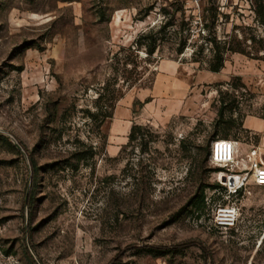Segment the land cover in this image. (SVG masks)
<instances>
[{"label": "rangeland", "instance_id": "1", "mask_svg": "<svg viewBox=\"0 0 264 264\" xmlns=\"http://www.w3.org/2000/svg\"><path fill=\"white\" fill-rule=\"evenodd\" d=\"M260 3L0 0V264H264V185L222 176L248 170L254 148L264 161L246 123L264 121V51L251 39L264 38ZM214 14L218 37L251 52L228 53L218 72L192 61ZM169 22L183 33L163 34L153 55L137 50ZM114 79L121 96L103 120L98 98ZM220 91L231 128L215 125ZM133 124L154 141L126 145ZM227 132L241 160L231 172L208 153ZM203 159V179L221 186L185 208Z\"/></svg>", "mask_w": 264, "mask_h": 264}, {"label": "trees", "instance_id": "2", "mask_svg": "<svg viewBox=\"0 0 264 264\" xmlns=\"http://www.w3.org/2000/svg\"><path fill=\"white\" fill-rule=\"evenodd\" d=\"M256 14L258 17V21L264 26V4L261 3L259 4L258 9L256 10ZM217 20H218L217 14H214L213 18L211 19V25L208 24L203 25L201 31L203 32L207 31L206 36L203 37L205 41L200 45V50L195 51L192 56L193 62L206 63L207 68L213 72H218L224 66L226 55L228 53L239 52V53L251 54V52L248 51L245 46H243V42L235 37L231 39H220L217 34V26H216ZM175 26L176 25L174 23L169 22V23H164L162 26H160L159 30H157L156 32L153 29L149 30L147 33L141 36L140 38L141 40L136 41L137 50L141 48H146L147 54L153 55L157 50V47L159 46V42L163 40L162 39L163 34L171 32V30H173ZM169 27L172 28L168 29ZM178 31L183 33V31L181 30ZM178 31L174 30L171 33L177 34ZM143 39L146 40L145 43L142 42ZM251 39L252 42L257 44L258 46V48L255 50L264 51V38H260L257 40L255 37H251ZM187 44H188V37H184L183 35L180 36V40L178 42V48H177V53L179 55L184 52V50L187 47ZM207 48L209 49L210 52V57L208 60H203L202 58L197 57L198 55L202 54L204 49ZM117 85H118V80L114 79V80H108L102 87V92L100 93V96L98 98L97 107L99 110L98 115L99 114L102 115L103 120L105 118H109L113 116L115 103L116 101H118V98L121 96V94H119ZM231 87L237 88L235 85ZM228 97H230L229 93L224 94L222 91L219 92L218 101L220 105L217 111V118L215 121V125L219 127L221 126V128L224 127L231 128L232 123H235L236 121L235 118H233L232 116L226 115V111H225L226 107L224 104L226 102V99H228ZM104 107L106 108L104 109ZM91 116L94 118L96 117V114L91 113ZM242 119L243 117L240 118V121L238 123L241 129H243ZM103 120L101 121L100 125L103 124ZM153 134L154 133L151 131L150 127L139 124H133L129 134V142L126 145H129V143L134 140H140L141 142L154 141V139H152ZM229 136L230 133L227 132L222 138L227 140ZM216 139H218L216 135H213L211 137V142ZM210 148H208V153L210 152ZM32 164H33L34 175H36L37 173L36 164L34 161H32ZM198 169L200 172L198 185L194 193L188 197L184 206L185 208L188 207L195 209L204 208L206 206V198H207L205 192L206 189L208 187L218 188L221 186L219 184L210 185L209 183L205 182V179H203L201 172L202 173L205 172V159H203L202 161H198ZM143 250H145V252L155 255L166 254L173 251V249H170L167 246H153V245H148L144 247Z\"/></svg>", "mask_w": 264, "mask_h": 264}, {"label": "built area", "instance_id": "3", "mask_svg": "<svg viewBox=\"0 0 264 264\" xmlns=\"http://www.w3.org/2000/svg\"><path fill=\"white\" fill-rule=\"evenodd\" d=\"M237 148L238 143L236 141L216 139L211 143L210 159L215 165L226 169L227 172H231L232 170L227 167L234 165L233 167L235 168L241 164V160L236 158ZM258 153V148H254L250 151L248 155V170H241V172L235 174L228 173L229 175H227L225 179L231 182V177H229L231 175L234 179L239 177L241 181L245 182L251 177L256 184L264 185V161L257 158ZM243 185L244 183L242 186ZM240 186L237 189H239Z\"/></svg>", "mask_w": 264, "mask_h": 264}, {"label": "crops", "instance_id": "4", "mask_svg": "<svg viewBox=\"0 0 264 264\" xmlns=\"http://www.w3.org/2000/svg\"><path fill=\"white\" fill-rule=\"evenodd\" d=\"M246 123L248 126L247 128H251L254 131L261 134V141L259 144V150L262 152L264 150V121L259 119V120H253L250 123H248V121H247Z\"/></svg>", "mask_w": 264, "mask_h": 264}, {"label": "bare ground", "instance_id": "5", "mask_svg": "<svg viewBox=\"0 0 264 264\" xmlns=\"http://www.w3.org/2000/svg\"><path fill=\"white\" fill-rule=\"evenodd\" d=\"M222 176L225 178L226 174H222ZM229 177H231V179H232V182H229V184L232 188H235V187L237 188L241 185V181H240L239 177H237L236 179H234V177L231 175Z\"/></svg>", "mask_w": 264, "mask_h": 264}, {"label": "water", "instance_id": "6", "mask_svg": "<svg viewBox=\"0 0 264 264\" xmlns=\"http://www.w3.org/2000/svg\"><path fill=\"white\" fill-rule=\"evenodd\" d=\"M231 182H232V179H231Z\"/></svg>", "mask_w": 264, "mask_h": 264}]
</instances>
